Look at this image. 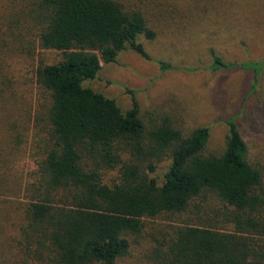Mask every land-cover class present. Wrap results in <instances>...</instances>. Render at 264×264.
<instances>
[{"label":"trees","instance_id":"1","mask_svg":"<svg viewBox=\"0 0 264 264\" xmlns=\"http://www.w3.org/2000/svg\"><path fill=\"white\" fill-rule=\"evenodd\" d=\"M21 2L9 29L0 32V115L7 94L9 101L16 99L13 81L3 73L4 52L28 53L34 61L40 51L63 57L33 67L35 83L50 98L45 116L13 123V134L0 121L12 151L31 142L28 158L34 164L20 188L26 202L13 241L15 264H118L130 254V238L143 232L145 219L193 207L202 211L197 202H206L208 193L225 207L231 228L174 226L154 238L153 263L264 264L263 175L249 161L234 118L227 122L224 152L207 155L208 127L186 136L165 120L149 129L136 97L124 111L115 99L84 86L103 63H117L126 50L150 60L138 41L156 39L157 31L143 0ZM212 60L213 72L235 67L215 52ZM159 65L162 71L171 68ZM251 65L261 72L262 63ZM166 156L171 164L160 184L157 164ZM109 171L118 177L107 183Z\"/></svg>","mask_w":264,"mask_h":264},{"label":"rangeland","instance_id":"2","mask_svg":"<svg viewBox=\"0 0 264 264\" xmlns=\"http://www.w3.org/2000/svg\"><path fill=\"white\" fill-rule=\"evenodd\" d=\"M157 38H139L150 60L133 50L122 52L117 63L104 64L94 80L85 87L115 99L127 111L136 97L140 115L147 128L169 120L190 135L201 127L210 129L205 154L220 155L226 148L229 126L234 118L249 147V161L257 167L264 181V0H143ZM21 0H0V32H6L12 16L21 9ZM232 69L213 72L212 53ZM3 73L11 79L16 99L7 94L0 121L13 134L12 124L30 117L45 116L49 94L35 83L36 62H59L60 52L40 51L34 61L30 54L4 52ZM170 64L162 71L159 63ZM262 63L257 74L251 64ZM242 66V67H241ZM132 92V93H130ZM1 128V127H0ZM47 138L46 133H41ZM31 143V142H29ZM12 151V142L0 129V264H15L14 238L18 236L23 216L26 175L34 168L28 155L30 144ZM171 159L157 164L155 176L163 184ZM7 166V167H6ZM117 171L105 174L107 183L116 180ZM206 202L181 215L145 219L143 232L131 236L130 254L118 264H154V238H162L174 226L183 224L213 225L230 229L225 207L208 193ZM207 206V207H205Z\"/></svg>","mask_w":264,"mask_h":264}]
</instances>
